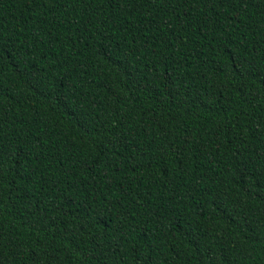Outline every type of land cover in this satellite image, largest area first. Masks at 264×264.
I'll use <instances>...</instances> for the list:
<instances>
[{"label": "trees", "instance_id": "1", "mask_svg": "<svg viewBox=\"0 0 264 264\" xmlns=\"http://www.w3.org/2000/svg\"><path fill=\"white\" fill-rule=\"evenodd\" d=\"M0 264H264V0H0Z\"/></svg>", "mask_w": 264, "mask_h": 264}]
</instances>
